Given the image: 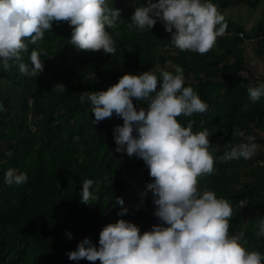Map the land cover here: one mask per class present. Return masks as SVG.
<instances>
[{
	"label": "clouds",
	"instance_id": "1",
	"mask_svg": "<svg viewBox=\"0 0 264 264\" xmlns=\"http://www.w3.org/2000/svg\"><path fill=\"white\" fill-rule=\"evenodd\" d=\"M120 17V10L110 7L108 0H0V62L8 70L9 62L17 61L21 74L37 77L44 70L43 50L31 51L30 68L20 62L28 49L25 41L38 46L45 32L62 22L73 28L72 45L113 56L115 41L106 29L115 28ZM130 20L129 28L141 31H152L159 20L167 32L176 30L171 38L176 49L200 55L211 51L228 28L225 16L211 0H147L146 6L135 8ZM184 85V70L177 66L175 74L161 71L159 77L153 71L125 74L106 91L80 95L81 104L90 102L94 124L113 114L123 119L113 133L116 151L138 157L147 165L154 180L147 188L157 206L154 215L162 224L141 235L137 225L120 219L102 229L98 248L85 238L77 250L68 253L70 260L86 259L92 264L97 260L100 264H264L261 252L244 246L243 231L230 234L234 209L229 201L207 188L201 191V178L215 172V149L207 129L194 132V120L182 126L178 117L206 115L209 105L193 87ZM54 90L66 88L57 84ZM247 91L255 103L264 96V85L250 86ZM133 99L147 102V109L137 110ZM233 135L243 137L244 132L234 129ZM256 149L255 143H240L219 159H250ZM4 179L8 185H22L28 177L9 169ZM93 183L91 179L82 182L85 204L97 199L91 191ZM115 202L124 205L120 197ZM127 213L128 208H122L118 215ZM255 236L264 237V219Z\"/></svg>",
	"mask_w": 264,
	"mask_h": 264
},
{
	"label": "trees",
	"instance_id": "2",
	"mask_svg": "<svg viewBox=\"0 0 264 264\" xmlns=\"http://www.w3.org/2000/svg\"><path fill=\"white\" fill-rule=\"evenodd\" d=\"M66 27L68 30L61 32V42L65 43L67 51H79L69 45L66 35L73 28L69 24ZM108 32L116 47L113 56L103 53L108 70L103 71L94 63L89 65L90 71L81 65L79 68L89 84L93 86L95 82L98 83L94 88L77 87L67 76L68 66L62 65L65 61L62 57L60 68L64 71L63 74L57 73L55 79L66 90L60 92L53 88L44 97L42 92H38L35 78L19 72V62L10 61L8 70H4L0 62V104L3 103L9 111L7 115L0 110V146L7 143L13 152L7 164H0V264H92L86 259L70 260L68 253L77 250L78 244L85 238H89L98 248L99 234L106 225L122 218H131L136 207L142 212L152 208L148 199L153 198V193L147 185L154 180L145 162L138 157H128L126 152H119L117 158L108 154L118 147L113 133L116 126L123 125V119L113 114L105 119V125H97L90 131L80 120V116L91 108L90 102L80 103V95L83 92L106 91L118 83L126 74L120 71V61L131 56V52L137 48L138 38L133 37L130 28L124 32ZM25 43L28 49L22 52L20 62L31 68L29 57L36 45L27 40ZM52 47L51 40H43L39 50L42 49L44 53L51 51ZM214 56L219 58L226 54L218 55L214 49L205 55L187 53L186 69L199 80V97L209 105V110L206 115L178 117V121L182 126H187L189 120H194V132L208 130L209 140L215 149V164L220 161L227 166L215 167L212 175L201 178L200 188L201 191L205 188L214 191L217 198L230 202L235 197L232 191L212 184L211 180H220L226 185L242 183L241 172L232 164L233 160L224 162L219 157L233 146L245 143L252 127L247 118L239 114L226 117L225 111L218 107L217 102L225 100L228 84L217 88L214 82H204L206 78L230 70L229 66L218 68L211 64ZM91 73L93 75L89 76ZM134 75L139 74L134 72ZM30 82H34L33 87ZM241 93L237 91L235 99ZM245 93L248 94V91ZM31 97L36 102L38 98L41 99V112L34 116L40 135L36 140L32 132L26 131ZM133 103L137 110L141 106L147 107V102L133 99ZM8 116L16 125L13 132L8 131ZM73 120H77L76 123H71ZM234 129L244 132V136L233 135ZM133 134L136 135L135 132ZM98 150L105 152L101 158ZM9 169H14L16 174L26 173L28 180L22 185H8L4 177ZM258 171L264 172V165L258 166ZM87 179L94 182L91 191L97 199L92 204H85L81 200L82 182ZM259 183L260 180L242 183L243 189L236 199L240 210L249 215L250 220L247 224L231 220L230 234L243 231L247 250L259 251L264 255V237L255 236L260 217L264 219V184L259 186ZM115 197L122 198L124 205L116 203ZM122 208H128V213L119 216ZM95 264H100V261L97 260Z\"/></svg>",
	"mask_w": 264,
	"mask_h": 264
},
{
	"label": "rangeland",
	"instance_id": "3",
	"mask_svg": "<svg viewBox=\"0 0 264 264\" xmlns=\"http://www.w3.org/2000/svg\"><path fill=\"white\" fill-rule=\"evenodd\" d=\"M108 2L110 7L119 9L121 13L116 27L106 29L111 32H124L126 28H129V24L131 23L130 18L134 14L135 8L140 5L146 6L147 4V0H108ZM153 2H156V0H153ZM211 2L225 16L226 23L228 24L226 33L233 32L234 34L232 37L224 35L217 39L216 45L213 48L215 53L218 55L225 53L226 56L219 58L214 56L210 60V63L218 68L229 66L230 70L221 73L219 76L206 78L204 82H214L217 88L223 84H228L225 100L217 102L218 107L225 111L224 116L226 117L232 114H239L250 120L252 131L250 134H247L245 143H255L257 145L256 152L250 159L240 158L239 160H233L232 164L240 170L242 183L260 180L258 185L262 186L264 184V172L258 171V166L264 165V96H261L260 100L254 103L249 99V95L245 91L250 86L264 85V0H211ZM67 24L66 22L54 23L52 31L45 32L43 40H51L53 47L51 51H45L41 54V60L42 62L44 61V70L37 77H34L38 86V92H42L44 97L49 94L48 91L59 84L58 80L55 79V75L57 73L63 74L64 69L60 68L62 62L60 58L62 57L65 59L62 65L68 66L67 76L71 78V81L77 87L94 88V86L98 85L97 82L93 86L87 82L86 75L81 74L79 70L81 66L88 67V71H90L89 65L91 63H94L103 71L109 68V65L104 60V52L102 50L100 52H90L76 49L77 47L70 43L72 35L70 31L66 35L69 45L79 51L74 52L73 49L67 51L68 48L65 46V43L61 42V32L68 30ZM130 29L133 37L135 39L138 38L137 48L131 52V56H127L120 61L121 72L134 75V72L142 74L153 71L157 75L161 71L175 72V68L180 66L184 70V86L193 87L194 91L199 95V80L195 79L194 75L186 69V55L188 52L179 51L171 42L172 34L176 31L175 29H173V33L167 32L163 22L159 20H157L152 31H141L135 26ZM39 45L35 47L37 50H39ZM92 75V73L89 74V76ZM30 85L33 87L34 82H30ZM237 91H241L242 93L238 99H235ZM40 102V98H38V102L32 97L29 99L31 112L28 115V128L26 131L34 134V140L40 137L39 129H37L34 123V116L39 115L41 112ZM141 108L147 109V107L143 106L139 109ZM0 110L9 115V111L3 103L0 104ZM255 118L256 120H254ZM80 120L86 124L87 131L92 130L97 125H105V120L94 124L95 117L92 114L91 108L80 116ZM7 121L8 131L13 132L16 127L14 120L8 116ZM76 121L73 120L71 123H76ZM14 143L16 142L14 141ZM97 154L101 158L105 152L104 150H98ZM108 154L117 158L120 153L115 149L108 152ZM12 156L13 152L9 148V145L7 143L1 144L0 164H7V161ZM106 156L109 157L108 155ZM225 166H227L226 163H221L220 161L215 164V167L218 168H225ZM211 182L220 188L232 191L235 197L229 202L234 209V215L231 220L247 224L250 216L246 215L243 210H240L239 202L236 199L238 192L243 189L242 183L226 185L220 180L214 179ZM259 195L261 196V194ZM148 201L152 206L150 210L147 209L142 212L141 209L136 207L137 209L132 213L131 218L126 219V221L134 223L139 227L141 235L146 231H151L154 225L162 224L159 218L154 215L157 206L154 204L153 198H149ZM261 219L260 217L259 222Z\"/></svg>",
	"mask_w": 264,
	"mask_h": 264
},
{
	"label": "built area",
	"instance_id": "4",
	"mask_svg": "<svg viewBox=\"0 0 264 264\" xmlns=\"http://www.w3.org/2000/svg\"><path fill=\"white\" fill-rule=\"evenodd\" d=\"M233 34H234L233 32H229V33H226L225 35L232 36Z\"/></svg>",
	"mask_w": 264,
	"mask_h": 264
}]
</instances>
